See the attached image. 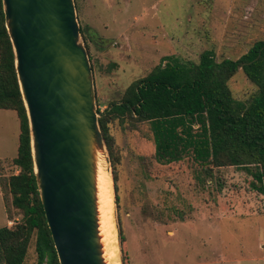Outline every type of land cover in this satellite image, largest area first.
<instances>
[{
    "label": "rangeland",
    "instance_id": "374dc122",
    "mask_svg": "<svg viewBox=\"0 0 264 264\" xmlns=\"http://www.w3.org/2000/svg\"><path fill=\"white\" fill-rule=\"evenodd\" d=\"M76 5L99 117L167 55L198 63L204 51L213 50L218 61L237 59L264 39V0H76ZM228 85L234 98L246 102L258 89L242 68ZM19 133L16 111L1 109L0 225L22 218L8 187L10 175L19 172L13 163ZM109 136L114 231L113 242L104 243L116 263L107 257L108 264H264V193L246 166L205 164L192 153L160 163L150 122L131 115L110 117ZM36 238L23 264L38 263Z\"/></svg>",
    "mask_w": 264,
    "mask_h": 264
},
{
    "label": "trees",
    "instance_id": "16d2710c",
    "mask_svg": "<svg viewBox=\"0 0 264 264\" xmlns=\"http://www.w3.org/2000/svg\"><path fill=\"white\" fill-rule=\"evenodd\" d=\"M163 60L148 75L134 81L121 101L112 103L100 115L110 154L113 155L109 118L131 115L150 122L158 162L179 161L192 153L205 164L246 166L256 179L254 186L264 193V39L257 40L237 59L218 61L213 50H206L198 63L175 55H167ZM239 68L258 87L248 102L234 98L228 85ZM0 109L16 111L20 122L18 153L13 159L19 172L10 175L8 187L12 205L22 214L14 225H0V264H23L34 234L37 264H61L38 188L30 122L3 0ZM2 211L0 206V222L4 221Z\"/></svg>",
    "mask_w": 264,
    "mask_h": 264
},
{
    "label": "water",
    "instance_id": "95a60500",
    "mask_svg": "<svg viewBox=\"0 0 264 264\" xmlns=\"http://www.w3.org/2000/svg\"><path fill=\"white\" fill-rule=\"evenodd\" d=\"M40 197L61 264H108L98 165L108 162L76 0H3Z\"/></svg>",
    "mask_w": 264,
    "mask_h": 264
},
{
    "label": "bare ground",
    "instance_id": "6f19581e",
    "mask_svg": "<svg viewBox=\"0 0 264 264\" xmlns=\"http://www.w3.org/2000/svg\"><path fill=\"white\" fill-rule=\"evenodd\" d=\"M112 183V178L106 166L105 159L101 157L98 165L99 217L103 241L106 242L107 246L113 242L112 236L114 231V200ZM106 253L110 262L116 263L114 261L115 255H113L111 250L108 249Z\"/></svg>",
    "mask_w": 264,
    "mask_h": 264
},
{
    "label": "crops",
    "instance_id": "0c3cea01",
    "mask_svg": "<svg viewBox=\"0 0 264 264\" xmlns=\"http://www.w3.org/2000/svg\"><path fill=\"white\" fill-rule=\"evenodd\" d=\"M4 110H6V109H4ZM0 111H1V109H0ZM0 196H1V191H0Z\"/></svg>",
    "mask_w": 264,
    "mask_h": 264
}]
</instances>
